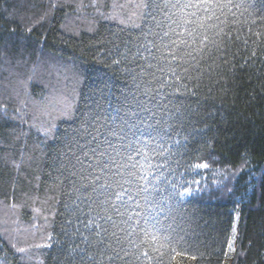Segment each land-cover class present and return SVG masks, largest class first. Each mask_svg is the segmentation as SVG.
Masks as SVG:
<instances>
[{"label":"trees","instance_id":"16d2710c","mask_svg":"<svg viewBox=\"0 0 264 264\" xmlns=\"http://www.w3.org/2000/svg\"><path fill=\"white\" fill-rule=\"evenodd\" d=\"M143 2L0 0V264H67L62 224L77 193L60 150L79 126L84 95L92 96L88 74L111 84L103 98L93 97L106 117L101 139L119 147L125 133L149 140L147 124L167 129L155 142L163 154L149 152L152 164L164 167L156 173L145 162L140 172L162 175L169 191L171 183L190 188L183 200L153 193L165 201L154 210L158 242L118 233L120 258L111 264H264V0H220L229 8L215 9L218 19L206 33L197 29V42L185 49L192 55L174 64L176 75L168 73L182 83L166 87L159 103L151 100L155 85L133 81L130 60L112 63L121 59L116 46L145 24ZM204 34L209 41L200 50ZM136 100L144 102V121L132 114ZM41 127L51 128L49 137ZM44 243L52 246L33 247Z\"/></svg>","mask_w":264,"mask_h":264},{"label":"snow or ice","instance_id":"6c2138e0","mask_svg":"<svg viewBox=\"0 0 264 264\" xmlns=\"http://www.w3.org/2000/svg\"><path fill=\"white\" fill-rule=\"evenodd\" d=\"M92 6L95 7V4ZM139 7L143 9L145 24L136 25L135 27L140 31L121 41L123 51L120 50L121 45L116 46V52L121 59L113 58L112 63L119 65L122 60H130L133 66L125 65V67L133 81L139 79L148 85H155L151 88V92L156 95L151 96V100L159 103L157 96L167 95L166 87L173 83H182L179 77L175 82L170 81L168 73L176 75L174 64L178 66L184 55H192L191 51L185 49L191 48L197 42L199 36L197 29L206 33L207 29L213 27L210 22L214 18L218 19L215 9L229 8V4H222L220 0H144ZM189 25L194 27L189 28ZM185 34L191 39L185 40ZM208 41L207 34L200 36V50ZM86 78L92 81L86 85V88L91 90L92 96L84 95V110L75 117L79 126L73 127V134L63 138V148L60 150L61 155L69 160L70 167L67 169L69 176L76 178L70 180V183L77 193L75 199L70 197L71 202L65 205L67 215L62 224V235L68 241L67 264L85 258L93 264L97 258L99 264H103L105 259L111 264L114 258H120V253L117 251L120 245L118 233H124L125 239L134 234L142 235L141 243L147 239L153 243L158 242L157 225L161 221L154 210L165 201L158 200L153 193H166L168 200L177 197L183 200L190 195V188L171 183L169 191L161 184V181L166 179L162 175H154L152 171L140 172V169L145 167V162L148 168L154 167L156 173L164 167L163 164L153 165L149 152L163 154L160 151L161 144L155 142L163 141L164 136L169 135L167 129L147 124V128L151 129L148 132L149 140L155 146L150 144L149 140H140L136 133L131 137L125 133L121 139L126 140V143L119 147L107 138L101 139L99 127L106 117L101 115V105L93 97L103 98L106 94L105 90L109 89L111 84L102 76L94 74H88ZM136 86L139 88L140 83ZM148 91L145 89V93ZM89 100H92L95 107L89 103ZM125 103H129L127 97ZM143 103L136 100V106L132 109V114L141 121L145 118L140 115L138 109ZM143 110L148 111L147 108ZM65 115L72 118L71 105L66 106ZM159 123L160 121H157V124ZM128 127L131 129L135 125L129 123ZM38 131L47 138L50 136L51 128L41 127ZM136 131L143 134L145 130L136 128ZM195 167L204 168L207 165L197 164ZM149 176H152L150 182H148ZM47 239L52 240L51 234ZM51 246L50 243H44L33 247L50 248ZM13 247L21 254H27L29 251L15 244ZM85 252L92 254L85 257ZM113 252L115 257L111 254ZM127 255L128 253L125 252V256ZM140 256L149 262L152 259L148 251H141ZM140 256H137L138 260ZM27 258L33 257L29 255Z\"/></svg>","mask_w":264,"mask_h":264}]
</instances>
